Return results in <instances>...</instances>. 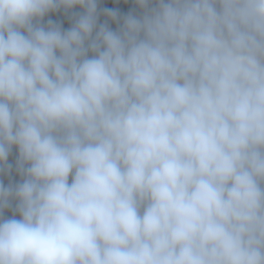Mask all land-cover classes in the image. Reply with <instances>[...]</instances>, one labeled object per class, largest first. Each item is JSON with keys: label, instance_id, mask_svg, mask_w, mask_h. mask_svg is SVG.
Returning <instances> with one entry per match:
<instances>
[{"label": "clouds", "instance_id": "9594fccd", "mask_svg": "<svg viewBox=\"0 0 264 264\" xmlns=\"http://www.w3.org/2000/svg\"><path fill=\"white\" fill-rule=\"evenodd\" d=\"M103 4L0 0V264H264V0Z\"/></svg>", "mask_w": 264, "mask_h": 264}, {"label": "rangeland", "instance_id": "374dc122", "mask_svg": "<svg viewBox=\"0 0 264 264\" xmlns=\"http://www.w3.org/2000/svg\"><path fill=\"white\" fill-rule=\"evenodd\" d=\"M115 0H104V4L103 6L105 7H118L117 5L113 4ZM113 2V3H111ZM120 4H121V7H120V10L122 12H128V11H131L133 8H134V4H133V0H127V2H125V0H119ZM15 155V153H14ZM14 158V157H13ZM13 158H10V159H13ZM16 179H19V177H16ZM7 178H5V183L7 184Z\"/></svg>", "mask_w": 264, "mask_h": 264}, {"label": "crops", "instance_id": "0c3cea01", "mask_svg": "<svg viewBox=\"0 0 264 264\" xmlns=\"http://www.w3.org/2000/svg\"><path fill=\"white\" fill-rule=\"evenodd\" d=\"M111 3H113V2H111ZM113 4L117 5L118 8L120 9L121 4H120L119 0H115ZM115 7H116V6H115ZM52 18H53V19H60V20H63L62 15L58 17V16H56V15L54 14ZM63 23H64V26H65V27H68V26H69V24H68V22H67L66 20H63ZM113 27H115V25H113Z\"/></svg>", "mask_w": 264, "mask_h": 264}]
</instances>
